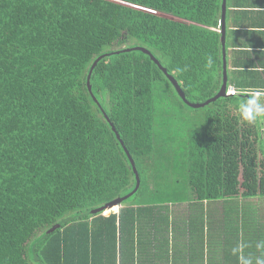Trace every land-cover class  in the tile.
<instances>
[{"label": "trees", "instance_id": "trees-1", "mask_svg": "<svg viewBox=\"0 0 264 264\" xmlns=\"http://www.w3.org/2000/svg\"><path fill=\"white\" fill-rule=\"evenodd\" d=\"M222 4L0 0V264H238L236 242L264 237L245 88L186 121L201 108L172 82L219 93Z\"/></svg>", "mask_w": 264, "mask_h": 264}, {"label": "crops", "instance_id": "crops-1", "mask_svg": "<svg viewBox=\"0 0 264 264\" xmlns=\"http://www.w3.org/2000/svg\"><path fill=\"white\" fill-rule=\"evenodd\" d=\"M226 1L227 95L232 96L228 93L229 89L239 93L238 84L245 88L244 93L248 95L251 90L264 89V0ZM222 204L204 203L206 208ZM193 205L187 202L176 207L170 206L169 211L174 217L177 213L185 212L186 215Z\"/></svg>", "mask_w": 264, "mask_h": 264}, {"label": "clouds", "instance_id": "clouds-1", "mask_svg": "<svg viewBox=\"0 0 264 264\" xmlns=\"http://www.w3.org/2000/svg\"><path fill=\"white\" fill-rule=\"evenodd\" d=\"M211 64V58H208ZM177 71H183L177 69ZM239 121L244 125L264 123V89H254L249 92L245 99L237 103ZM254 248V251H249ZM231 255L235 257L238 264H264V237L257 239L253 244L241 239L231 248Z\"/></svg>", "mask_w": 264, "mask_h": 264}, {"label": "water", "instance_id": "water-1", "mask_svg": "<svg viewBox=\"0 0 264 264\" xmlns=\"http://www.w3.org/2000/svg\"><path fill=\"white\" fill-rule=\"evenodd\" d=\"M226 0H223V4H222V18H221V23H222V47H223V75H224V79H223V85L219 91V93L212 99L208 100V101H205V102H200V103H192L190 102L186 97L185 95L183 94V91L182 89L180 88L178 82L174 79H172V82L173 84L175 85L176 87V90L178 91L179 95L182 97V99L192 108H202V107H205V106H208L210 105L211 103L217 101L219 98L221 97H226L228 96L227 95V88H228V72H227V60H226V26H225V20H226ZM135 50H144L142 48H136ZM145 51V50H144ZM101 59V58H100ZM98 59L96 61V63L100 60ZM96 63L94 64V66L92 67V70L93 68L96 66ZM91 70V72H92ZM139 186H140V179L138 178V183L135 187V189L133 190V192L129 195H127L126 197L124 198H121L119 200H116L110 204H107L105 206V209L106 210H111L115 207H120V205L125 201L127 200L128 198H130L138 189H139Z\"/></svg>", "mask_w": 264, "mask_h": 264}, {"label": "rangeland", "instance_id": "rangeland-1", "mask_svg": "<svg viewBox=\"0 0 264 264\" xmlns=\"http://www.w3.org/2000/svg\"><path fill=\"white\" fill-rule=\"evenodd\" d=\"M207 110H205V107H203V108H201L200 110H198V111H196V110H194V111H192V110H190V109H186V108H184L181 112H182V114H183V117L185 118V120L187 121L189 118H192V117H194L195 115L196 116H199L200 117V119H202V120H204V118L206 117H204V115H206V112ZM205 113V114H204ZM258 144H259V148H260V150H261V153L262 154H264V138H262L261 137V134L259 135V142H258ZM140 198V197H139ZM136 200H138L137 198H136ZM117 208V209H116ZM119 208L120 207H115V208H113V209H111V210H106L103 214L105 215H110V213H112L113 211H119Z\"/></svg>", "mask_w": 264, "mask_h": 264}, {"label": "built area", "instance_id": "built-area-1", "mask_svg": "<svg viewBox=\"0 0 264 264\" xmlns=\"http://www.w3.org/2000/svg\"><path fill=\"white\" fill-rule=\"evenodd\" d=\"M228 93L229 95H235L236 91L234 89H229Z\"/></svg>", "mask_w": 264, "mask_h": 264}, {"label": "bare ground", "instance_id": "bare-ground-1", "mask_svg": "<svg viewBox=\"0 0 264 264\" xmlns=\"http://www.w3.org/2000/svg\"><path fill=\"white\" fill-rule=\"evenodd\" d=\"M117 209V208H116Z\"/></svg>", "mask_w": 264, "mask_h": 264}]
</instances>
